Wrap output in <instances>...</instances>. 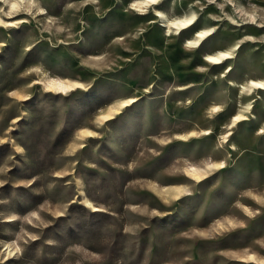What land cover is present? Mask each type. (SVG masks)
Returning <instances> with one entry per match:
<instances>
[{"label": "rangeland", "instance_id": "1", "mask_svg": "<svg viewBox=\"0 0 264 264\" xmlns=\"http://www.w3.org/2000/svg\"><path fill=\"white\" fill-rule=\"evenodd\" d=\"M258 83L264 0H0V264H264Z\"/></svg>", "mask_w": 264, "mask_h": 264}, {"label": "snow or ice", "instance_id": "2", "mask_svg": "<svg viewBox=\"0 0 264 264\" xmlns=\"http://www.w3.org/2000/svg\"><path fill=\"white\" fill-rule=\"evenodd\" d=\"M259 87H264V85H258ZM237 119H239V117H237Z\"/></svg>", "mask_w": 264, "mask_h": 264}, {"label": "bare ground", "instance_id": "3", "mask_svg": "<svg viewBox=\"0 0 264 264\" xmlns=\"http://www.w3.org/2000/svg\"><path fill=\"white\" fill-rule=\"evenodd\" d=\"M215 59H218V58H215ZM258 84L262 85L261 83H258Z\"/></svg>", "mask_w": 264, "mask_h": 264}]
</instances>
